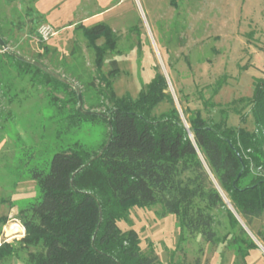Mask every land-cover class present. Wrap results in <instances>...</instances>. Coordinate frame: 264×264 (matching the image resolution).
I'll return each instance as SVG.
<instances>
[{
	"label": "rangeland",
	"instance_id": "374dc122",
	"mask_svg": "<svg viewBox=\"0 0 264 264\" xmlns=\"http://www.w3.org/2000/svg\"><path fill=\"white\" fill-rule=\"evenodd\" d=\"M13 1L0 0V35L7 42V50L0 48V196L17 197L16 208L7 212L8 221L15 217L21 224L18 210L38 193L29 168L47 167L55 151L76 145L93 152L104 141L107 126L102 120L74 121L78 102L71 87L82 92L86 110L103 112L99 87H105L100 75L113 67L112 60L117 67L112 72L113 90L118 96L137 97L159 70L183 122L182 108L186 117L199 111L208 122L224 118L229 126L253 129L250 107L239 100L251 97L253 78L262 77L264 0H76V5L75 0H45V13L62 11L59 20L49 21L36 9L37 0H19L21 14L11 20L9 13L19 6ZM96 22L106 23L116 39L100 68L79 27ZM42 24L55 32L45 41L39 36ZM26 35L27 40L22 38ZM97 44L103 46V39ZM6 51L39 60L67 77L71 87L51 82L33 67L22 68ZM168 106L162 101L153 113ZM236 109L245 114V123ZM187 166L179 171L181 183L194 176L192 161ZM249 174L242 184L251 176L264 178V161L251 163ZM223 199L225 206L208 210L215 232L213 243L199 232L184 229L160 203L131 206L118 226L136 230L142 251L156 255V264H246L237 247L245 250L243 242L250 240L259 251L251 252L247 264H264V213L247 225ZM195 202L198 207L206 204L199 199ZM3 209L0 204V214ZM227 209L237 224L231 223ZM8 221L5 229L11 225ZM16 232L6 234L5 230L0 244L20 239L8 241ZM20 253L22 257L17 258L28 264L24 251Z\"/></svg>",
	"mask_w": 264,
	"mask_h": 264
},
{
	"label": "trees",
	"instance_id": "16d2710c",
	"mask_svg": "<svg viewBox=\"0 0 264 264\" xmlns=\"http://www.w3.org/2000/svg\"><path fill=\"white\" fill-rule=\"evenodd\" d=\"M79 27L94 49L96 67L100 68L105 52L116 46L112 29L104 22ZM100 38L103 46L97 44ZM40 42L46 51L48 47ZM6 54L22 68L33 67L51 82L71 87L67 77L62 76L69 81L64 82L18 60L10 51ZM111 64L108 73L100 75L105 88L99 87L103 98L100 105L104 107L101 113L107 117L84 114L78 108L74 117L75 122L102 120L107 126L104 141L93 152L76 145L55 151L47 167L28 169L38 193L18 210L24 235L14 243L1 242L0 261L21 258L24 251L28 264H156V255L142 251L137 231L118 226L135 205L160 203L184 229L199 232L210 243L215 241V232L208 210L225 206L223 196L247 225L263 215L264 178L251 176L242 184L250 175V164L264 161L263 77L253 78L251 97L239 100L250 107L253 129L249 130L229 126L224 118L208 122L199 111L186 117L184 108L183 122L159 70L137 97L118 96L112 83L115 60ZM71 90L78 102L75 89ZM162 101L169 106L155 115L153 111ZM235 111L245 123V114ZM188 160L192 161L194 176L181 183L177 177L181 169L188 168ZM196 199L205 201V206L198 207ZM227 213L231 223L237 224L229 209ZM7 221V216L0 217V225ZM243 244L245 250L237 247L242 260L257 247L251 240Z\"/></svg>",
	"mask_w": 264,
	"mask_h": 264
},
{
	"label": "crops",
	"instance_id": "0c3cea01",
	"mask_svg": "<svg viewBox=\"0 0 264 264\" xmlns=\"http://www.w3.org/2000/svg\"><path fill=\"white\" fill-rule=\"evenodd\" d=\"M13 2H15V3L18 2L19 3L20 1L19 0L18 1L17 0H14ZM73 3L76 5L77 4L76 0L73 1ZM18 5L19 6H17L15 8V11H12V13H9L11 20H13L15 17H17V15L21 14V5L22 4L19 3ZM64 5H66V3H64ZM35 7H36V9L39 12H41L42 14H44V18L43 19H46L48 21L49 20H59L60 17H61L60 16V13H62V11H59V10H57L56 13L55 12H52L50 15L48 13H45V0H37L35 2ZM24 15H25V12H24ZM84 19L86 20V17H84ZM22 38L25 39V40H27L28 39V35H26V36H24ZM1 186H2V184H1ZM17 188L18 187L16 186L15 187V190H14L15 191L14 194H17ZM16 202H17V197L15 198L14 196H11V197H9V200L8 201L7 200L6 201H3V197L0 196V204H3L4 205L3 213L0 214V217L1 216H8V214H7L8 210H11L13 208H16L15 207ZM6 225H4V226L0 225V234H2L3 232H5V228H6L5 226ZM16 229H19V228H16ZM20 237H22L21 234L14 235L8 241H12V240H14L16 238H20ZM252 251H259V249L257 247H255V248H252V249H250L248 251V254L245 257V263L246 264H247L246 259L251 255V252ZM0 264H24V262L21 261L20 259H18L17 257H14L12 259H5V260L0 261Z\"/></svg>",
	"mask_w": 264,
	"mask_h": 264
},
{
	"label": "water",
	"instance_id": "95a60500",
	"mask_svg": "<svg viewBox=\"0 0 264 264\" xmlns=\"http://www.w3.org/2000/svg\"><path fill=\"white\" fill-rule=\"evenodd\" d=\"M0 47L3 48L4 50H7V45L5 44V42L3 41V39L0 37ZM10 54H12L14 57H16L18 60H21V61H24V62H27V63H31L33 64L34 66L38 67V68H41L43 71H45L46 73L54 76L55 78L57 79H61L63 80L64 82H69L66 78H63L61 75H59L58 73H56L55 71H53L52 69L48 68L47 66H45L44 64H42L41 62L37 61V60H34V59H31V58H27V57H24L16 52H12L10 51ZM70 85H72L71 82H69ZM75 89V92H76V95H77V99H78V109L84 113V114H99L103 117H107V114H102L101 112L99 111H95V110H86L84 107H83V98H82V94L79 90V88L77 86L73 87ZM108 124H109V127H110V120H108ZM111 135V131L109 132L108 134V139ZM107 145V142L105 143V145L102 147V149H105ZM98 156L95 155L94 158H96Z\"/></svg>",
	"mask_w": 264,
	"mask_h": 264
},
{
	"label": "built area",
	"instance_id": "2783aa9c",
	"mask_svg": "<svg viewBox=\"0 0 264 264\" xmlns=\"http://www.w3.org/2000/svg\"><path fill=\"white\" fill-rule=\"evenodd\" d=\"M54 30L50 25L42 24L39 28V36L41 40H47L50 36L54 34ZM262 77L264 78V67L261 69ZM10 224H15L19 229H15L17 232L21 234L22 236L24 235V227L18 223L17 219L15 217L9 218L8 221Z\"/></svg>",
	"mask_w": 264,
	"mask_h": 264
},
{
	"label": "bare ground",
	"instance_id": "6f19581e",
	"mask_svg": "<svg viewBox=\"0 0 264 264\" xmlns=\"http://www.w3.org/2000/svg\"><path fill=\"white\" fill-rule=\"evenodd\" d=\"M16 228H18L17 225L11 224L9 227H7V229H5L6 230V234H9L11 231H13Z\"/></svg>",
	"mask_w": 264,
	"mask_h": 264
}]
</instances>
